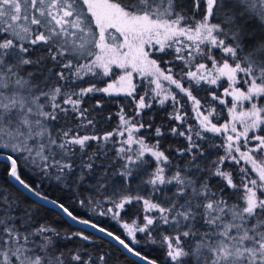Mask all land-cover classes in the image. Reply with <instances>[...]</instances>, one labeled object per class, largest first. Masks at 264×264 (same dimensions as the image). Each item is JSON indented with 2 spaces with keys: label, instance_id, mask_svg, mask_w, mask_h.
<instances>
[{
  "label": "snow or ice",
  "instance_id": "snow-or-ice-1",
  "mask_svg": "<svg viewBox=\"0 0 264 264\" xmlns=\"http://www.w3.org/2000/svg\"><path fill=\"white\" fill-rule=\"evenodd\" d=\"M0 166V264H264V0H0Z\"/></svg>",
  "mask_w": 264,
  "mask_h": 264
},
{
  "label": "trees",
  "instance_id": "trees-1",
  "mask_svg": "<svg viewBox=\"0 0 264 264\" xmlns=\"http://www.w3.org/2000/svg\"><path fill=\"white\" fill-rule=\"evenodd\" d=\"M224 86H227L226 84ZM121 103H126L123 99H121L120 101ZM118 109L116 106L114 105H108L105 108V115L111 111V112H116ZM127 110V108H126ZM150 113H146L145 118H147V115ZM163 116L162 112H159L157 114V120L159 122V118ZM117 122V117L115 115H113L111 122L106 126L105 130H111V128L113 126H115ZM165 146L172 144V145H179L180 143H182V141L174 139L172 137H166L164 139V141L162 142ZM2 167V166H0ZM25 175H27V173H25ZM42 191H44L47 195H49L50 197L56 198V197H66L68 195V193L66 192H62L60 190L59 187H57L55 184H53L52 186H48L47 184H45L42 187ZM131 213V209L129 210L128 214H125L124 218L127 219V216ZM78 214L80 215H85V211L83 209H79L78 210ZM42 215H46L48 218V221L53 223L56 227L66 230L68 232H73L76 231L78 229L83 228L82 225H78L75 223H72L70 220H67L66 217H58L54 212L52 211H48V212H42ZM88 216H92L93 214L91 212L87 213ZM95 219L99 220L102 224V226L108 227L109 230L116 232V234H120L121 233V228L120 225L117 224L116 222L112 221L110 218L107 217H95ZM67 221V222H65ZM89 233H92L93 230L92 229H88ZM95 235H100L99 233H96ZM100 243L103 244L105 249H110V250H116L113 249L112 247V243L109 241V239L107 237H105L102 241H100ZM74 242L69 241L67 242V246L69 248L73 247ZM153 256H158L160 253L156 252V251H152L151 253ZM134 258L129 257V262H131Z\"/></svg>",
  "mask_w": 264,
  "mask_h": 264
},
{
  "label": "water",
  "instance_id": "water-1",
  "mask_svg": "<svg viewBox=\"0 0 264 264\" xmlns=\"http://www.w3.org/2000/svg\"><path fill=\"white\" fill-rule=\"evenodd\" d=\"M67 218V217H66ZM72 222V221H71ZM72 223H74V222H72Z\"/></svg>",
  "mask_w": 264,
  "mask_h": 264
},
{
  "label": "rangeland",
  "instance_id": "rangeland-1",
  "mask_svg": "<svg viewBox=\"0 0 264 264\" xmlns=\"http://www.w3.org/2000/svg\"><path fill=\"white\" fill-rule=\"evenodd\" d=\"M118 74V73H117Z\"/></svg>",
  "mask_w": 264,
  "mask_h": 264
}]
</instances>
